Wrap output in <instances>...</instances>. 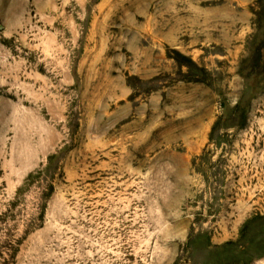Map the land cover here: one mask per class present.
<instances>
[{
    "label": "rangeland",
    "instance_id": "obj_1",
    "mask_svg": "<svg viewBox=\"0 0 264 264\" xmlns=\"http://www.w3.org/2000/svg\"><path fill=\"white\" fill-rule=\"evenodd\" d=\"M0 264H264V0H0Z\"/></svg>",
    "mask_w": 264,
    "mask_h": 264
}]
</instances>
